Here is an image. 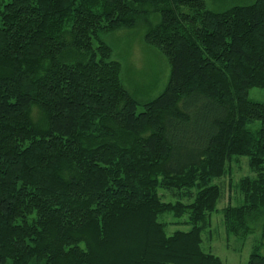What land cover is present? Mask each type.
Returning <instances> with one entry per match:
<instances>
[{
  "label": "trees",
  "instance_id": "16d2710c",
  "mask_svg": "<svg viewBox=\"0 0 264 264\" xmlns=\"http://www.w3.org/2000/svg\"><path fill=\"white\" fill-rule=\"evenodd\" d=\"M150 13L144 39L169 76L137 112L101 36ZM253 87L264 89V0L3 2L0 264H223L203 234L237 157L251 175L223 224L241 239L260 230L246 264H264V100L249 99ZM164 214L186 229L168 233Z\"/></svg>",
  "mask_w": 264,
  "mask_h": 264
},
{
  "label": "rangeland",
  "instance_id": "374dc122",
  "mask_svg": "<svg viewBox=\"0 0 264 264\" xmlns=\"http://www.w3.org/2000/svg\"><path fill=\"white\" fill-rule=\"evenodd\" d=\"M9 0H0V5ZM254 0H206L208 9L222 10L236 4H247ZM158 22L154 13L142 15L134 26H120L104 32L102 40L111 48L112 58L121 64V81L137 102V112L144 109L143 103L158 96L164 89L168 76L169 65L166 58L155 48L146 44L144 35L146 28ZM249 99L257 102L264 100V89L253 87L248 91ZM37 109L32 108L33 119L37 118ZM252 128L258 122L250 124ZM251 175L245 157L231 160L228 173L216 180L221 185L222 195L217 204V211L211 215L209 231L203 234V248L218 256L223 264H246L253 246L260 240V230L245 239L226 233L222 212L227 204L232 206L242 202L237 182L244 176ZM163 201H174L175 196L160 190ZM166 224L168 233L176 229H186L174 224L170 214L160 218ZM263 250H261L262 252Z\"/></svg>",
  "mask_w": 264,
  "mask_h": 264
}]
</instances>
